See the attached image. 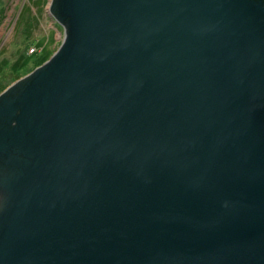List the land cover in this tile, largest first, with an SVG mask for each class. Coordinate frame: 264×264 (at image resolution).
I'll return each mask as SVG.
<instances>
[{"label": "water", "instance_id": "water-1", "mask_svg": "<svg viewBox=\"0 0 264 264\" xmlns=\"http://www.w3.org/2000/svg\"><path fill=\"white\" fill-rule=\"evenodd\" d=\"M50 12L0 93V264H264V0Z\"/></svg>", "mask_w": 264, "mask_h": 264}, {"label": "rangeland", "instance_id": "rangeland-1", "mask_svg": "<svg viewBox=\"0 0 264 264\" xmlns=\"http://www.w3.org/2000/svg\"><path fill=\"white\" fill-rule=\"evenodd\" d=\"M49 2L0 0V93L58 48L63 26L50 12Z\"/></svg>", "mask_w": 264, "mask_h": 264}, {"label": "bare ground", "instance_id": "bare-ground-1", "mask_svg": "<svg viewBox=\"0 0 264 264\" xmlns=\"http://www.w3.org/2000/svg\"><path fill=\"white\" fill-rule=\"evenodd\" d=\"M50 3V2H49ZM2 15V14H1ZM1 17H3V16H1ZM58 26V25H57ZM59 29V28H58Z\"/></svg>", "mask_w": 264, "mask_h": 264}]
</instances>
